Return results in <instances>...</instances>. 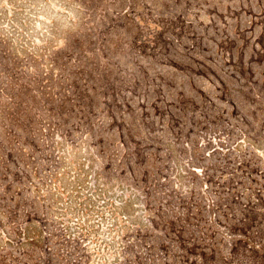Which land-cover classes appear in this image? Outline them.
Returning <instances> with one entry per match:
<instances>
[{
  "label": "rangeland",
  "instance_id": "obj_1",
  "mask_svg": "<svg viewBox=\"0 0 264 264\" xmlns=\"http://www.w3.org/2000/svg\"><path fill=\"white\" fill-rule=\"evenodd\" d=\"M9 20L24 22L29 49L14 63L1 45L8 50L2 86L40 120L69 130L65 154L97 153L101 178L129 187L137 213L146 205L150 221L132 220L139 231L129 230L126 241L137 243L113 263L84 239L82 207L70 210L65 197L58 206L69 228L57 227L54 245L11 246L2 229L0 264H50L45 253L66 257L53 264H79L83 252L92 256L87 264H264V0H0V36L13 35ZM45 53L57 71L53 89L44 90L29 71L46 69ZM150 173L158 185L135 182ZM172 189L179 197L161 198ZM175 201L196 211L181 216ZM39 215L44 223V207Z\"/></svg>",
  "mask_w": 264,
  "mask_h": 264
},
{
  "label": "trees",
  "instance_id": "obj_2",
  "mask_svg": "<svg viewBox=\"0 0 264 264\" xmlns=\"http://www.w3.org/2000/svg\"><path fill=\"white\" fill-rule=\"evenodd\" d=\"M14 2L16 3V1ZM7 24L13 31V35H15L8 36L1 34L0 60L8 52V50H3L1 47L2 44H5L13 50L11 57L14 60L13 62L21 63L29 49L26 47L29 42H25L27 40L23 29L25 24L23 22V24L20 23L21 25H18L10 20ZM49 34L51 33L49 32ZM47 35L45 34L41 38L42 41L46 39ZM11 43H14V49ZM30 43L33 44V42ZM35 58L38 60V56H35ZM51 58L52 56L47 53L42 56L46 69L40 71L39 74L29 71L32 73L31 79L45 81V84L40 89H53L52 80L55 77L54 73L57 71V66L53 58ZM1 66L7 67L5 64H1ZM23 67L22 65L21 70L24 69ZM8 70L11 72L10 77L12 80L17 83L19 80L17 78L13 79L15 67L12 66ZM59 71L62 73L61 68H59ZM58 76L66 78L68 74L63 73L58 74ZM41 81L40 84H42ZM9 86L12 90L11 84ZM8 91L0 82V94H3L5 100H8L4 104L3 98L0 96L2 99H0V231L5 229L6 237L4 239L11 246L15 244L16 246H23L25 249L36 247L43 249L44 246H50L49 242L54 245L51 237L57 232V227L63 224L66 226V230L69 228L68 211L64 209L62 214V208L58 206L66 197L71 201L73 206L69 207L70 210L74 211L78 205L82 207L80 212H78V216L79 218L85 217L82 222L86 221L88 224L87 228L81 226V228L85 229L82 236L84 239L91 237L90 241L99 245L96 255L106 260L111 259L113 263H118L120 255H127V251L137 243V240L129 243L126 241L129 230L134 229L139 231L135 225H132V220L142 218L150 221L147 215L148 208H146V205H143L145 211H141L142 209L140 208L141 213H137V205L132 202L131 195L128 193L129 187L126 186L124 188L121 184L116 183V181L108 185L101 178V174L103 173H100L97 165L99 161L97 153L89 152L90 157L81 156L76 159L70 156L68 150L65 154L64 148H67L69 141L73 142V139L66 136L69 130L63 128L65 132L61 131L59 128L60 124L55 123L54 119L40 120L34 109L30 108V104H28L25 98H16V96L12 95V93L10 94ZM33 91L40 90L35 89ZM40 93L42 96L44 95L43 92L40 91ZM19 103L26 104V109H18L16 104ZM45 107L51 114L57 111L56 108ZM39 115L41 114L39 113ZM75 145L77 146V144ZM73 148L71 151H73ZM64 169L69 170L65 172L60 171ZM71 172H73V176L69 175ZM151 176V173L143 178H140L141 176L139 175L135 177V182L139 183L140 180L144 181V179L150 182ZM89 177H93L94 179L91 184L87 180ZM154 180L151 179L150 183L153 186L158 185L157 183H153ZM164 184L168 186L166 183ZM110 190H114V193H117V198H112ZM173 190L169 194L160 192L161 198H174L177 194ZM83 191H85V194ZM154 192L157 193V191ZM98 200L106 204L105 208L110 212L112 224H107L108 222H106L103 213L100 215L101 209L104 208L96 206L97 202H99ZM175 203L172 206L177 207L178 212H176L181 216H190L192 212L196 211L194 205L191 203L185 205L178 204L176 201ZM40 207H44L45 210L46 217L44 223L40 220ZM56 207L60 210L58 215H55L53 212ZM138 207H142V205L140 204ZM155 208L156 206H153V210ZM169 210L172 209L170 208ZM171 213L175 212L171 211ZM95 216L99 218L97 225L92 223ZM58 217H60L58 221H53V219ZM177 219L179 220V218ZM103 222L105 226L101 229H104L106 236L99 238L96 233ZM47 231H49L48 237L46 235ZM71 243L79 245L75 241V238ZM101 245L102 247H100ZM105 249L106 251L103 252ZM1 255L3 262L6 259V255H3L2 251L0 252ZM42 255L47 258L50 264H53L58 259L66 261V257L62 254L45 253ZM91 260L92 256L83 252L79 256L78 263L87 264Z\"/></svg>",
  "mask_w": 264,
  "mask_h": 264
}]
</instances>
